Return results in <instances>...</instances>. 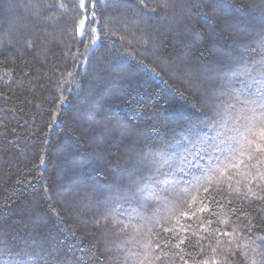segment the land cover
I'll list each match as a JSON object with an SVG mask.
<instances>
[{"label": "trees", "instance_id": "trees-1", "mask_svg": "<svg viewBox=\"0 0 264 264\" xmlns=\"http://www.w3.org/2000/svg\"><path fill=\"white\" fill-rule=\"evenodd\" d=\"M94 2L103 32L85 23L81 0H0V264H139L138 253L145 264H264V157L249 158L239 111L212 84L257 47L254 0H226L227 14L186 0L200 9H186L179 30L160 18L166 0H145L152 19L134 0ZM173 62L179 72L165 70ZM208 123L240 141L236 166L131 212L141 223L119 215L111 201L125 170L178 126ZM117 124L135 135H101Z\"/></svg>", "mask_w": 264, "mask_h": 264}, {"label": "snow or ice", "instance_id": "snow-or-ice-1", "mask_svg": "<svg viewBox=\"0 0 264 264\" xmlns=\"http://www.w3.org/2000/svg\"><path fill=\"white\" fill-rule=\"evenodd\" d=\"M203 3L207 8L218 6L225 14L229 8L235 11L234 6L227 4L226 0H203ZM129 7L135 8L138 14L149 19L157 17V9L149 8L145 0H134ZM160 7L163 9V16L160 18L169 21V30H179L182 27L181 17L184 11L190 7L200 9V4L190 5L186 0H166ZM77 8L84 12L86 24L94 23L95 30L103 32L100 28V21L104 19V14L97 11L95 2L89 6L87 0H81ZM248 8L257 10L260 19L264 21V0H254V3L246 6V9ZM215 11L216 9L213 8L214 13ZM32 14L38 13L33 12ZM89 35H92L95 41V36L91 32ZM258 35L257 47L244 48L242 54L231 60L227 68L221 70L218 77L212 81L218 103L232 101L227 105L228 108L239 111L237 120L242 124L243 131L237 129V135L240 139H247L248 156L255 160L264 157V29H261ZM81 42H83V35ZM257 49L260 52L259 57L249 61L248 54L256 52ZM85 50L89 51L87 46ZM142 50L146 51L147 48ZM95 54L96 51L93 49L87 57L89 63ZM139 63L147 67L144 61H139ZM165 70L179 72L180 67L178 63L173 62ZM150 71L160 75L155 68ZM113 129L116 130L117 139L135 135L132 130L121 124L102 130L101 135L105 132H112ZM232 142L239 144L240 141L236 136L226 135L223 128H215L213 123L195 127L178 126L167 143L151 149V159L145 156L125 170V174L119 177L120 184L117 185V194L111 204L115 209L120 210L119 215L141 223L144 218L139 215L134 218L131 212L137 209H147L153 201L168 199L181 185L198 192L203 186L202 179L206 175L214 174V166L230 162L235 167L233 157L238 149ZM240 155L242 156L243 152ZM115 164L119 169V160ZM209 191L210 189H205V194L207 195ZM124 227L127 229L129 226ZM243 231L251 233L253 228L248 226ZM225 235L230 236L231 233H225ZM259 239L264 243V237ZM176 247H179V244ZM137 259L139 264H145L144 260L140 259L139 253ZM148 264H151V261Z\"/></svg>", "mask_w": 264, "mask_h": 264}]
</instances>
